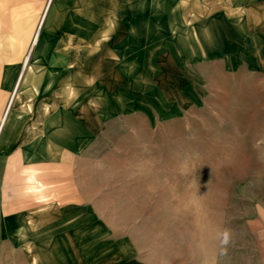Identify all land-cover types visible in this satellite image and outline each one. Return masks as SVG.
Instances as JSON below:
<instances>
[{
  "label": "rangeland",
  "instance_id": "obj_1",
  "mask_svg": "<svg viewBox=\"0 0 264 264\" xmlns=\"http://www.w3.org/2000/svg\"><path fill=\"white\" fill-rule=\"evenodd\" d=\"M185 18L160 0H0V139L15 110L69 121L50 135L112 264H264V74L217 57L215 21Z\"/></svg>",
  "mask_w": 264,
  "mask_h": 264
},
{
  "label": "crops",
  "instance_id": "obj_2",
  "mask_svg": "<svg viewBox=\"0 0 264 264\" xmlns=\"http://www.w3.org/2000/svg\"><path fill=\"white\" fill-rule=\"evenodd\" d=\"M160 4H171L186 16L180 24L171 21V27L215 21L217 42L222 44L217 57L227 58L232 67L247 65L264 74V0H160ZM54 20L55 16L49 23ZM36 83L41 82L32 84ZM23 98L20 94L18 100ZM62 123L45 116L30 119L18 110L8 118L0 139V239L16 258L14 264H112L94 199L84 195L85 190L78 191L68 175L73 150L50 135H69L72 126ZM36 133L48 136L37 152L23 140ZM18 151L32 162L12 161ZM33 166L43 175L29 185L23 178ZM32 186H42V191L34 193ZM52 188L58 193L50 196L46 192Z\"/></svg>",
  "mask_w": 264,
  "mask_h": 264
},
{
  "label": "bare ground",
  "instance_id": "obj_3",
  "mask_svg": "<svg viewBox=\"0 0 264 264\" xmlns=\"http://www.w3.org/2000/svg\"><path fill=\"white\" fill-rule=\"evenodd\" d=\"M53 5V4H52ZM51 10V9H50ZM50 13H51V11H50ZM44 16V15H43ZM42 20H44V17H43V19ZM46 21H47V19H46ZM42 26V25H41ZM47 26H48V24H47ZM46 26V27H47ZM44 28V27H43ZM34 46L35 45H38L39 44V37L38 36H36L35 38H34ZM29 58V57H28ZM26 59V63L29 61V59ZM33 72H34V70H33ZM23 78V77H22ZM22 81V79L20 80V82ZM18 88V87H17ZM12 97V96H11ZM8 113V112H7ZM5 119V118H4ZM3 122V121H2ZM5 120H4V122L2 123V127H1V129H0V134L2 133V128H3V126H4V124H5Z\"/></svg>",
  "mask_w": 264,
  "mask_h": 264
}]
</instances>
